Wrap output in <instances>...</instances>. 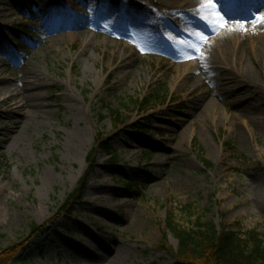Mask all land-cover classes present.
Listing matches in <instances>:
<instances>
[{
	"label": "rangeland",
	"instance_id": "obj_1",
	"mask_svg": "<svg viewBox=\"0 0 264 264\" xmlns=\"http://www.w3.org/2000/svg\"><path fill=\"white\" fill-rule=\"evenodd\" d=\"M178 1L91 0L88 13L103 26L115 25L94 17L106 6L149 26L108 33L82 26L87 17L78 0H0V72L22 87V97L38 91L45 109L43 121L23 125L16 142L10 131L18 118L3 114L0 97V251L27 239L31 224H47L11 264H173L158 248L177 249L164 236L171 214L186 228L203 219L264 236V59L256 53L264 24L236 31L258 87L241 85V94L227 85L217 101L219 76L202 78L203 60L190 63L205 57L211 33L244 18L220 13L224 25L205 10L210 21L193 26L196 36L177 45L155 42L151 27L158 25L169 39L179 38L158 20ZM58 13L63 27L49 33L46 24H56ZM152 99L142 113L138 105ZM109 109L122 112L124 125L116 127ZM98 135L116 162L99 149L90 165ZM84 177L73 212L50 223ZM128 180H136L140 194Z\"/></svg>",
	"mask_w": 264,
	"mask_h": 264
},
{
	"label": "bare ground",
	"instance_id": "obj_2",
	"mask_svg": "<svg viewBox=\"0 0 264 264\" xmlns=\"http://www.w3.org/2000/svg\"><path fill=\"white\" fill-rule=\"evenodd\" d=\"M78 3L82 6L85 5L84 10L86 12L84 13V16L87 17V21H85V23L83 22L82 26L85 24L89 30H97L98 28H101L108 33H113L119 28L123 30L125 28L138 26L143 28L146 32L149 31V26L138 16L128 17L125 12L115 10V6H106L94 11V17H106L115 24L111 28L103 26L100 22L98 23L94 19L92 20L93 15H89L88 13L89 10L93 9L91 6V0H78ZM238 7H241L242 10H238ZM205 10H208L207 13L209 14L208 16L211 21L216 20L219 23L224 24L222 19L218 18V15L221 13L225 16L236 17L238 20L243 17L244 23L240 24L238 22L234 26H222L224 31H221L220 33H211V37H207L209 45L205 57H200V60L193 59V62L190 63V65L199 66L200 61L203 60L204 71L200 72V76L205 78L207 72L219 76L215 94L217 101L223 99V96L226 93V87L228 86L233 87L234 85V90L241 94L246 91V88H240L241 85L247 88L258 87L257 80L259 79L257 78L254 69L246 63L244 55L242 54L244 50V37L236 35V31L239 29L238 26H244L245 28L248 27L256 31L260 30V23L262 22L264 24V0H179L174 7L168 8L166 11L168 17L158 18V16H156L160 22L165 21L170 27V30L179 37L177 41L171 40L165 36L161 32L160 25H158V27H151L153 32L152 40L157 43L165 42L170 43L171 45H177L185 36H188V34L196 36L193 26H195V28L204 27V23L202 24L201 21L204 18L209 20L207 15L204 14ZM258 10L260 13H258ZM55 16L57 17L55 21L56 24H46L49 33L59 31L61 27H63V22H61L62 16H60V13L55 14ZM251 20L254 22L250 23ZM205 24V26H207V23ZM209 30L211 32L214 31L211 29ZM263 42L264 40L259 42L256 48V53L264 59ZM88 45L89 42L86 44V47ZM0 53H4L1 46ZM179 56L181 57V55ZM182 58L186 59L185 57ZM18 78L16 80H18ZM9 80L11 79L4 77L0 72V97L3 96V106H7V110L3 112V114L7 116H16L18 118L16 123L17 126L14 127V132L10 131V133L14 135V140L16 142H20L23 139L21 135L23 125H30L33 120L43 121L45 109L43 99L38 95V91L36 93H31L29 97H22V92L20 91L22 87L20 88V86L17 85L18 83L12 84ZM12 80L14 81V79ZM33 90H36V88H33ZM68 98L69 97H66V99ZM217 101L212 104L213 109L217 108ZM206 112L210 115L212 114L211 106L207 108ZM117 138L119 137L117 136Z\"/></svg>",
	"mask_w": 264,
	"mask_h": 264
},
{
	"label": "trees",
	"instance_id": "obj_3",
	"mask_svg": "<svg viewBox=\"0 0 264 264\" xmlns=\"http://www.w3.org/2000/svg\"><path fill=\"white\" fill-rule=\"evenodd\" d=\"M144 101L138 105L139 110L144 113L145 108H149L151 102H158L166 100L165 97H158ZM109 114L113 117L116 127L124 125L125 120L120 110L109 109ZM106 117H101L105 120ZM138 130L143 131L145 124L137 127ZM97 145L92 150V157L90 165H95V155L97 151L103 150L106 152L110 161L116 162L117 155L113 154L109 143L104 141L101 136L96 138ZM197 147V145H195ZM228 148L230 145L226 144ZM199 152L203 150L199 148ZM207 168H212L213 165L206 160H203ZM230 169V168H229ZM129 189L140 194V187L136 180H128ZM87 186V178L84 177L78 187L69 195L66 203L59 209L55 216L50 220V223H55L64 214H71L76 200H78ZM224 218L225 215L222 214ZM165 234H169L177 241V249L161 245L158 248L166 253L171 254L174 258L173 264H264V236L256 229L243 232L242 229L237 230L229 228L224 222L218 228L213 221L199 220L194 228H186L177 223L175 216L171 214L165 223ZM47 228V224L39 226L31 224V235L21 243H15L0 251V264H11L26 247L27 243L36 237L42 230Z\"/></svg>",
	"mask_w": 264,
	"mask_h": 264
}]
</instances>
